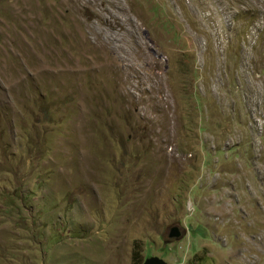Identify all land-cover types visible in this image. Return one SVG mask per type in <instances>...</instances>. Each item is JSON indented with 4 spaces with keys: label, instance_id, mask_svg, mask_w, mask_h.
<instances>
[{
    "label": "rangeland",
    "instance_id": "1",
    "mask_svg": "<svg viewBox=\"0 0 264 264\" xmlns=\"http://www.w3.org/2000/svg\"><path fill=\"white\" fill-rule=\"evenodd\" d=\"M151 256L264 264V0H0V264Z\"/></svg>",
    "mask_w": 264,
    "mask_h": 264
},
{
    "label": "water",
    "instance_id": "2",
    "mask_svg": "<svg viewBox=\"0 0 264 264\" xmlns=\"http://www.w3.org/2000/svg\"><path fill=\"white\" fill-rule=\"evenodd\" d=\"M181 236V233L177 227H173L171 229V232L169 234L170 238H179ZM143 264H169L164 259L157 257V256H151L150 258L146 259Z\"/></svg>",
    "mask_w": 264,
    "mask_h": 264
},
{
    "label": "trees",
    "instance_id": "3",
    "mask_svg": "<svg viewBox=\"0 0 264 264\" xmlns=\"http://www.w3.org/2000/svg\"><path fill=\"white\" fill-rule=\"evenodd\" d=\"M192 264V263H191Z\"/></svg>",
    "mask_w": 264,
    "mask_h": 264
}]
</instances>
